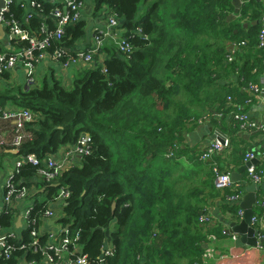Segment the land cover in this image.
<instances>
[{
    "label": "trees",
    "instance_id": "16d2710c",
    "mask_svg": "<svg viewBox=\"0 0 264 264\" xmlns=\"http://www.w3.org/2000/svg\"><path fill=\"white\" fill-rule=\"evenodd\" d=\"M36 1L40 6L28 12V0H13L5 18L14 19L30 38L49 37L47 46L33 49L34 58L41 53H60L58 61L73 57L88 36L87 21L79 17L68 22L56 36V11L72 17L67 3L86 0ZM90 2L92 16L117 19L130 52L121 51L111 37L101 38L100 50L92 53L94 66L76 71L70 87L51 76L39 87L0 89V107L28 109L36 117L23 124L18 144L16 124L7 121L10 129L0 145V164L7 155L34 156L40 164L26 162L14 174L17 187L31 190V224L21 230L20 239H9L10 255L0 258V264H45V252L32 246L30 228L39 230L45 209L61 187L70 195L57 222L78 236L80 252L92 264H205L207 238L199 216L208 198L219 197L221 208L236 218L239 203L227 199L245 194L247 173L233 188L216 189L214 163L226 159L219 153L201 160L202 147L187 144L186 137L199 126L200 117L209 115L208 122L229 139L225 151L234 163L231 170L242 165L257 134H247L234 122L227 97L245 104L248 85L258 82L264 70V49L258 47L263 0L243 1L236 13L232 0ZM230 14L235 17L228 19ZM102 31L92 34L102 37ZM10 45L0 52L9 56L31 44L18 37ZM92 47L93 37L83 49ZM82 133L90 137L88 153L53 179L39 177L44 160L78 143ZM217 169L223 171L222 165ZM256 169L264 177V164L259 162ZM261 211L253 206V214ZM13 220V214L0 212L1 228L12 229ZM206 230L219 234L221 228ZM38 240L43 245L46 234L41 232ZM106 241L113 248L102 263Z\"/></svg>",
    "mask_w": 264,
    "mask_h": 264
},
{
    "label": "built area",
    "instance_id": "2783aa9c",
    "mask_svg": "<svg viewBox=\"0 0 264 264\" xmlns=\"http://www.w3.org/2000/svg\"><path fill=\"white\" fill-rule=\"evenodd\" d=\"M12 1L13 0H4V6L0 9V22L2 23L7 35L10 37V41L14 38L19 37L29 40L31 45L29 48L21 49L20 51L9 56H7V54L5 53L0 52V73L2 71H11L16 66V64L19 63L22 65V67L26 68V73L24 76H28L30 77V79H35L37 83V77L35 76L34 72L36 64L42 60H51L57 62L59 60L60 53H53L49 56H47L46 53H41L37 58H34L33 51L36 49L41 50L45 46H47L49 37H44L42 39L37 38V40L30 38L29 35L19 27L18 23L14 21V19H6L5 15L9 12V5ZM39 6L40 4L36 0H28V2L26 3L28 12ZM83 6V2L76 3L74 1H69L67 3V8L69 11L73 12L72 17H70L68 13L62 14L60 10L56 11V15L59 17L57 29L55 31L56 36H60L63 28L68 22H72L80 17V10ZM259 25L258 47L264 49V15L260 19ZM118 30L119 28L117 19L115 17H109L107 19V30H105V32L101 30L102 37L93 36V47L91 48V50L85 51L84 49H77L74 52L75 54L73 57L58 62L66 68L78 65H83L84 67H93L95 62L93 61L92 53H96L100 50L103 42L101 38L105 37L113 38L116 45L121 51L123 50L125 52H130L131 50L129 44L124 40V38L121 39L117 35ZM241 44H244V41H242ZM232 59L233 55L228 56L229 61H231ZM34 61H37L36 64H34ZM247 90L249 93V98L247 99L245 104L234 102L231 97H227V101L234 107L231 115L232 119L235 123H237L239 128L245 130L247 134H257L255 139L250 142L251 147L247 148L244 153L242 165L250 162L249 166L245 170L248 180V182H245V184H247V186H249L250 184H254V192L255 195H257L254 205L260 207L262 210L260 214H252V217L250 218V225L252 228H254L255 231V246L258 248H264V184L262 183V179L264 177L262 171L256 169L257 164H259L260 161L264 160V123L262 122L264 116L258 119L251 114V107L255 104L254 100H257V102L259 103L264 102V86L258 85L256 83H250L247 87ZM246 105L249 106L248 109L245 108ZM209 117V115L200 117L197 120L198 125L206 124L209 120ZM34 118H36L35 115L28 109L0 107V145H2L5 140V134L1 128V123L3 121L12 120L15 122V130L19 132V134L14 140L15 143L18 144L22 136L21 131L23 128V124L25 122L33 121ZM88 140L90 141V137L88 136V134L82 133L80 135L78 143L63 146L64 151L62 153V159L57 160L56 158H54L55 156H48L44 160L43 167L38 170L39 177H43L45 180L53 179L64 169L71 166V164L73 163V157H80L88 153ZM228 147L229 139L227 138V136L225 137L223 142L219 140H212L208 144L202 146L200 159L203 161L208 160L214 154L221 153L224 150L228 149ZM14 156L15 160L13 163V168L9 172H7V177L2 183L3 192L0 212L4 211L6 213L13 214L14 223H16L17 219L20 218V223L22 222L24 226L21 227V225L18 229H16L14 225L12 229H4L0 227V258H8L10 255L11 244L9 243V239H20L22 236L21 230L27 228L29 224H31L29 216L32 212L31 206L34 204L33 198L29 197L31 190L26 186L17 187L16 183L13 180L14 174L18 171L19 167L26 162H29L33 165H40L39 161L34 156ZM219 165H222V163H214V169L217 171L215 188L218 190H222L225 188H233L234 186H236V182L233 181L230 177V173H232V170L229 169L226 171H222L220 169H217ZM21 183L22 180L18 182V184ZM247 186L245 187V194L247 193ZM69 195L70 192L66 188L61 187L58 190L56 196H54L53 201L50 202V206L45 209L43 213V222L40 225L39 230L32 229V227L30 228V235L33 237L32 246L34 250H42L43 252H45L43 258L45 264H92L88 260L87 256L80 252V247L77 243L78 236L75 235L73 237L72 235H69L68 229L63 228L57 222V220L62 215V204L69 197ZM244 195L243 192H241L239 195L228 197L227 200L237 201L238 203H240ZM18 201L28 202V204L24 207V210L20 213L18 211ZM226 214L229 217L231 216L229 213ZM236 217H238L239 219H242L243 217V209L240 206L236 213ZM215 220L216 219L211 215L208 207L205 208L199 216V222L204 226V231L206 232L207 238V245L202 253V259L205 264H209L210 260L216 258L232 259L236 257L234 253L228 251H223L217 253L216 255L215 247L209 245L212 241L216 240L217 237L213 232H208L206 229L212 223H214ZM48 221H51L55 228H50L49 230L44 231V233L46 234V240L43 245H40L38 236L41 232H43L41 231V228L44 227ZM230 238L232 240H237L238 234L231 233ZM112 248V244H107L103 248L101 257L99 259L100 262L102 261L103 263V257L112 253ZM24 261L26 260H21V264H31Z\"/></svg>",
    "mask_w": 264,
    "mask_h": 264
},
{
    "label": "crops",
    "instance_id": "0c3cea01",
    "mask_svg": "<svg viewBox=\"0 0 264 264\" xmlns=\"http://www.w3.org/2000/svg\"><path fill=\"white\" fill-rule=\"evenodd\" d=\"M91 2L90 0H86L84 3V6L80 10V17L82 19H85L88 24V36L85 38V40H82L79 43L78 48L83 49L85 47L86 43L92 42L93 32L95 29L99 30H105L107 28V17H104V14H101L99 16H92L91 15ZM108 16V15H107ZM122 31L118 30L117 35L121 38ZM10 37L7 35V33L4 30V33L0 35V48H4L6 50L11 49L10 45ZM6 53V52H4ZM104 58V55L100 53L98 55V61L102 63ZM83 65L78 66H70V67H63L59 62L51 61V60H42L38 62L34 68L35 74L38 76V78L44 79L45 77H51L54 76L55 78L59 79L64 87H70L72 84V78L73 74L78 71L80 68H83ZM26 73V68L22 67L21 64L17 63L16 66L7 73V76L1 77L0 76V89H3L6 86L11 85H21L23 84L24 75ZM234 79V77H233ZM258 85L264 86V70L261 73L259 77V81L256 82ZM255 104L251 107V114L252 116L256 118H261L264 116V102H257V100H254ZM14 124L15 122L12 121ZM7 121H3L1 123V128L5 134V137L8 136V131L10 127L7 125ZM212 126L209 122L203 125H199L197 128H195L193 131L189 132L186 137V143L190 144L192 146H204L212 141L211 139V131H209L208 126ZM213 127V126H212ZM230 149V148H228ZM64 149L63 147L60 149L58 154L54 157L57 160L62 159V153ZM222 157L226 159V161H220L222 163L223 171L231 170L233 168L234 163L231 161V155L229 151H223ZM219 154V153H216ZM214 154L213 156H216ZM15 160V156L7 155L4 156L1 160L0 164V205L2 201V190L4 182V179L7 177V171H2V168L4 165L8 163H12L11 166H13ZM73 162H78V157L72 158ZM215 161V160H214ZM264 164V160L260 161ZM236 169L232 170L235 171ZM231 172V171H230ZM257 197V195H256ZM222 200L219 197H210L208 198V209L211 213V215L216 219L214 223L210 225V227H215V230L218 229V227L221 228L219 234L215 233L217 239L212 241L209 245H212L215 247L216 255L217 253L228 251L232 252L236 255L235 258L232 259H213L210 260L209 264H264V248H258L255 245H248L246 243L241 242L240 235L236 233L233 228L231 227L232 223L238 224L242 221V219L231 218L226 214V210L221 208ZM18 211L19 213L24 210V207L28 204L27 201H18ZM23 204V208H22ZM18 213V214H19ZM21 227H23V223L21 222ZM20 227V225L18 226ZM50 228L54 229V225L51 221H48L44 227L41 228V231H47ZM231 233L238 234L237 240H232L230 238Z\"/></svg>",
    "mask_w": 264,
    "mask_h": 264
},
{
    "label": "water",
    "instance_id": "95a60500",
    "mask_svg": "<svg viewBox=\"0 0 264 264\" xmlns=\"http://www.w3.org/2000/svg\"><path fill=\"white\" fill-rule=\"evenodd\" d=\"M243 1L246 0H232V4L235 7L234 13H236L242 4ZM259 1V0H258ZM4 6V0H0V9L3 8ZM235 17V14H230L228 16V19ZM4 33V27L2 23L0 22V35ZM130 33H126V37ZM79 49V48H77ZM229 49L232 50L233 46L230 45ZM209 131H211V139L212 140H219L221 142L224 141L226 135L222 133L218 128H214L211 125L208 126ZM10 153L16 154V150H12ZM250 162H247L240 167H238L235 171L230 173V177L233 181L238 182L242 178L243 172L246 170V168L249 166ZM254 184H250L247 186V193L244 195L243 199L240 201L239 206L243 209V219L240 223L235 224L232 223L231 227L233 230L240 235V240L243 243H246L248 245H255L256 244V238L254 236V228L251 227L250 225V218L252 217L253 214V205L256 200V195L254 192ZM21 226L20 223V218L17 219L15 223V227L19 228L18 226Z\"/></svg>",
    "mask_w": 264,
    "mask_h": 264
},
{
    "label": "rangeland",
    "instance_id": "374dc122",
    "mask_svg": "<svg viewBox=\"0 0 264 264\" xmlns=\"http://www.w3.org/2000/svg\"><path fill=\"white\" fill-rule=\"evenodd\" d=\"M88 29H89V27H88V24L86 23V31H88ZM35 76L37 77V83H36L35 79H30V77L24 76L22 87L24 89H30V88L35 87L36 85L40 86L42 83V79L38 78V76L36 74H35ZM11 164L12 163H8V164L4 165V167L2 168V171L6 170L7 172H9L13 168V166H11ZM107 244H111V243L109 241H106L105 246Z\"/></svg>",
    "mask_w": 264,
    "mask_h": 264
}]
</instances>
